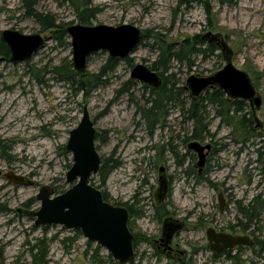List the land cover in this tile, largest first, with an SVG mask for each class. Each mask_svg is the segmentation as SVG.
Here are the masks:
<instances>
[{"label": "rangeland", "instance_id": "374dc122", "mask_svg": "<svg viewBox=\"0 0 264 264\" xmlns=\"http://www.w3.org/2000/svg\"><path fill=\"white\" fill-rule=\"evenodd\" d=\"M91 1L100 10L91 26L129 24L149 34L128 57L132 67L127 60L120 61L106 82L86 96L75 92L65 74H57L58 67L68 68L72 62V47L55 40L50 31H42V25L31 16L32 10L52 15L67 28L79 24L73 7L64 0H0V42L5 30L46 38L44 47L28 61L13 63L0 58V144L7 147V152H0V264H35L32 253L36 248H47L48 264H119L106 248L89 242L80 231L57 225L38 227L36 218L19 213L40 209L36 196L43 186L54 187L56 194L73 186L66 178L73 156L63 149L71 131L80 124L85 106L101 135L96 140L101 160L118 164L104 186L98 174L91 184L105 193L111 204L135 212L129 222L135 237V264H179L187 257V264H264L259 244L216 257L207 249L206 240L211 228L243 232L238 226L246 221L238 206H247L258 195L264 202L263 164L257 160L262 139L256 140L259 145L254 148L236 144L232 129L215 117V107L200 101L199 108L209 124V134H204L201 143L211 144L212 150L198 179V157L188 150L195 141L188 138L196 126L187 117L192 101L202 99L206 92L193 99L185 89L189 77H208L232 62L250 75L262 97L257 117L263 125L259 131L264 134V0H238L234 5L209 0L210 16L204 0L190 4L180 0ZM210 33L221 35L218 42H225L230 54L216 46L214 55L194 57L191 70L175 63L166 77L168 88L178 96L167 102V113H161L165 119L151 132L137 112V105H143L150 91L139 82L128 85L133 68L140 64L151 68L157 60L155 37L178 43ZM108 56L106 51L93 54L86 75L99 73ZM161 167H165L170 191L165 207L158 212L154 195ZM10 173L33 185L12 183L7 178ZM220 194L227 199L224 213L219 209ZM169 217L185 223L174 238L176 253L171 257L155 245ZM249 230L256 244V239L264 242V208Z\"/></svg>", "mask_w": 264, "mask_h": 264}, {"label": "water", "instance_id": "95a60500", "mask_svg": "<svg viewBox=\"0 0 264 264\" xmlns=\"http://www.w3.org/2000/svg\"><path fill=\"white\" fill-rule=\"evenodd\" d=\"M66 32L70 37L72 64L78 77L86 75L88 59L94 53L106 51L109 57L123 61L135 52L144 38L143 32L138 27L129 24L118 27L75 24L67 27ZM1 37L10 51V61L13 63L30 60L46 42V38L40 34L26 35L14 30L3 31ZM207 37L215 41L221 35L210 33ZM222 46L224 49L227 48L225 42H222ZM130 78L153 89L160 88L163 83L157 72L141 64L133 68ZM215 88L221 89L230 99L250 103L256 128L263 127L257 117V111L261 108L263 100L246 71L228 62L221 70L208 77H189L185 87L193 99ZM97 133L95 123L85 106L80 124L71 131L68 143L63 149L65 153L73 156V165L66 177L67 183L73 186L63 194H56L52 186H43L36 196L37 201L41 203L40 209L35 212L19 210V213L24 212L36 218L35 226L38 227L57 225L66 230H79L89 242L106 248L119 264H130L135 258L134 235L129 228L130 213L125 207L105 201L102 191L91 184V178L99 173L101 167V157L96 147ZM188 148L198 155L196 168L201 173L211 146L192 142ZM7 178L16 185H33L29 179L13 173L8 174ZM169 191L166 170L165 167H161L158 189L154 195L157 206L165 202ZM219 206L220 211L224 212L226 202L222 194L219 195ZM184 227L183 222L173 218L165 219L162 234L164 245L171 243L175 235L183 231ZM207 239L211 244L217 246L222 244L218 249L212 247V250L218 253L238 246H254L250 236L217 234L212 228L207 231Z\"/></svg>", "mask_w": 264, "mask_h": 264}, {"label": "trees", "instance_id": "16d2710c", "mask_svg": "<svg viewBox=\"0 0 264 264\" xmlns=\"http://www.w3.org/2000/svg\"><path fill=\"white\" fill-rule=\"evenodd\" d=\"M70 4L73 9L75 16L79 24L91 26L92 22L96 20L97 15L100 10L97 7H94L91 0H64ZM194 0L183 1L187 4H190ZM222 4L234 5L238 0H220ZM33 2V1H32ZM203 5L208 16L211 15L212 9L209 3V0H204ZM31 16L42 25V31H50L54 36L55 40L64 42L66 45L71 46V42L65 41L66 38L70 39L66 32V24L58 23L56 18L52 15H44L37 11L32 10ZM73 24V23H69ZM149 33L144 34V38L148 37ZM156 43L158 45V58L153 63L151 70L157 72L162 78V86L158 89H153L150 86L145 84L143 85L144 89L150 91V96L143 98V105L140 103L137 105V112L141 114V117L147 121L149 124L151 132L158 124L161 123L162 117L161 113H167L166 104L167 102L173 101L177 98L178 94H174L172 89L168 88L169 79L166 77V74L173 68L174 64L177 63L180 66L186 65L190 70L195 66L193 61L194 57L202 56L203 58H208V56L214 55L217 48L214 44L206 45V38L202 35L196 36L192 39H185L178 43H171L159 37H155ZM142 43V41H141ZM140 43V44H141ZM95 54V53H94ZM0 58L6 60L10 58V51L5 43L0 42ZM131 64L128 57L125 59ZM120 61L118 59H113L108 56L105 64L100 69L99 73L96 74H87L84 77H78L75 72L71 69L73 67L72 62L69 63L68 68L58 67L57 74H65V79L70 83L71 87L75 92H82L86 96L99 87L103 85L109 74L116 71L119 67ZM137 84V81L130 79L128 85L134 86ZM127 92V89H124ZM122 90L121 92H124ZM183 91L180 89L179 92ZM202 101L212 104L216 109V118H219L223 126H228L232 129L231 136L234 138L236 144H251L258 146L256 140H261V148H258L257 152L259 153L258 162L262 160V144H264V134L256 129L253 119V114L250 109V106L247 102L243 100H230L226 97L225 93L220 89H215L208 91L206 96L198 101H192V106L188 109L189 116L187 120L194 121L196 130L188 138V140H204V134H209L208 127L209 124L206 123L207 116L203 114L201 108H199V102ZM101 138L100 134H97L96 140ZM7 152V147L0 144V152ZM262 171L264 172V163ZM118 164L116 162H111L110 160H101V167L98 173L100 177L101 186L106 184V180L110 173L117 168ZM201 179L202 177H197ZM60 193V192H59ZM261 196H256L250 204L247 206H238L239 213L242 215V218L246 221L245 224L240 223L238 227H241L243 232H246L250 226L259 219V211L264 208V202L260 199ZM105 201H108L106 194L104 193ZM120 206L118 204H113ZM165 207V203H162L160 206H157L156 210L161 212ZM130 212V217L135 215V212L131 207L128 208ZM166 216V214H163ZM254 233V232H252ZM255 243V246L260 245L261 251L264 250V242ZM258 245V246H259ZM135 246V245H134ZM256 252V251H255ZM227 256L230 255V252L226 253ZM35 264H48V250L47 248H36V252L32 253ZM218 257V256H216ZM131 264H135L133 261ZM179 264H187L185 261Z\"/></svg>", "mask_w": 264, "mask_h": 264}, {"label": "flooded vegetation", "instance_id": "af4514ba", "mask_svg": "<svg viewBox=\"0 0 264 264\" xmlns=\"http://www.w3.org/2000/svg\"><path fill=\"white\" fill-rule=\"evenodd\" d=\"M181 1V0H180ZM186 2L187 1H190V0H185ZM183 2V1H182ZM185 2V3H186ZM205 38H208L209 40H208V44H214L215 46H218L219 48H222V51H223V53L225 54V52H226V54L228 53V54H230V51L228 50V48H226V49H224L223 48V46H222V42H218V40H215V41H211V38L210 37H207V36H205ZM1 41L3 42V40H2V37H1ZM4 43V42H3ZM217 48V47H216ZM220 57H221V55H220ZM10 59V58H9ZM227 65V64H226ZM223 68V67H222ZM216 73V72H215ZM250 76V75H249ZM253 82V81H252ZM254 84V83H253ZM255 86V85H254ZM215 89H219V88H215ZM215 89H212V90H215ZM212 90H208V91H212ZM221 90V89H220ZM208 91H206V93L208 92ZM259 94V93H258ZM226 95V94H225ZM226 97H227V95H226ZM228 98V97H227ZM262 98V97H261ZM228 99H230V98H228ZM230 100H233V99H230ZM246 102V101H245ZM248 103V102H247ZM263 104V103H262ZM249 106H250V109H251V111H252V114H253V119H254V112H253V110H252V108H251V105H250V103H249ZM261 109V108H260ZM259 109V110H260ZM258 110V111H259ZM254 122H255V120H254ZM220 123H221V121H220ZM256 127V126H255ZM257 130H262L263 129V127L262 128H256ZM203 140H195V141H193V142H199L202 146H207V145H210L211 146V149L208 151V153H207V158H206V165H205V167H204V169L206 168V166H207V160H208V157H209V155H210V151L212 150V145L211 144H206V145H203L201 142H202ZM190 145V144H189ZM189 145H188V147H189ZM238 145H241V146H243V144H238ZM246 146V145H245ZM188 150H189V148H188ZM190 152H193V153H195L194 151H192V150H189ZM207 152V151H206ZM261 153H262V160H261V162L260 163H264V144H262V149H261ZM196 154V153H195ZM190 155H191V153H190ZM197 155V154H196ZM197 157H198V155H197ZM198 162V161H197ZM197 164V163H196ZM196 164H195V167H196ZM198 169V168H197ZM204 169H203V171H204ZM203 171L201 172V173H199V170H198V175H196V177H200V175L203 173ZM169 195V194H168ZM104 196V195H103ZM224 199H225V202H226V205H227V199L224 197ZM110 203V202H109ZM157 206V205H156ZM123 207V206H122ZM226 207V206H225ZM126 208V207H125ZM219 209H220V206H219ZM129 211V210H128ZM224 211H225V209H224ZM221 212V211H220ZM130 213V212H129ZM221 213H224V212H221ZM131 218V217H130ZM169 218H171V217H169ZM167 219V218H166ZM185 228V227H184ZM212 229H214L215 231H216V233L217 234H230V235H233V236H244V235H246V236H250L248 233L250 232V230L248 229L246 232H237V233H235V234H231V233H228V232H226V231H224L223 229H215V228H212ZM209 230V229H208ZM76 231H79V230H76ZM81 232V231H80ZM82 233V232H81ZM177 235V234H176ZM175 235V236H176ZM251 237V236H250ZM175 238V237H174ZM174 238H173V240L171 241V243H169L167 246H165L164 245V243L165 242H163L162 241V238L160 239V241L159 242H155V245L158 247V248H160V247H163L164 248V252H167L168 253V255L171 257V256H174L175 255V253H176V251L172 248V244H173V242H174ZM206 240H207V249H209L212 253H213V256H220V255H226V253H228V252H232V251H234V250H236V249H241L242 247H245V246H238V247H235V248H233V249H231V250H225V251H223V252H221V253H218V252H215V251H213L212 249L213 248H215V249H218L219 247H222V244H220V246H217L216 244H211V243H209V241H208V239H207V232H206ZM254 241V240H253ZM134 245H135V237H134ZM213 247V248H212ZM253 247H255V242H254V246ZM253 247H247V248H253ZM189 260V258L187 257L186 259H185V262L186 261H188Z\"/></svg>", "mask_w": 264, "mask_h": 264}]
</instances>
